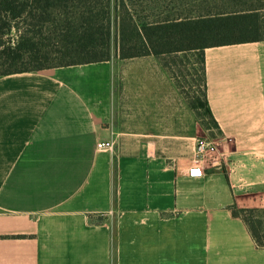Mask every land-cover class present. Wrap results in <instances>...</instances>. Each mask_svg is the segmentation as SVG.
Here are the masks:
<instances>
[{
  "label": "crops",
  "instance_id": "crops-1",
  "mask_svg": "<svg viewBox=\"0 0 264 264\" xmlns=\"http://www.w3.org/2000/svg\"><path fill=\"white\" fill-rule=\"evenodd\" d=\"M204 55L225 135L221 158L196 177L192 150L168 154L142 135L162 131L139 117L162 116L165 96L144 109L139 93L168 81L134 78L123 129L112 60L0 77V264H264L232 214L264 208V41ZM104 141L114 149L99 150Z\"/></svg>",
  "mask_w": 264,
  "mask_h": 264
},
{
  "label": "trees",
  "instance_id": "trees-1",
  "mask_svg": "<svg viewBox=\"0 0 264 264\" xmlns=\"http://www.w3.org/2000/svg\"><path fill=\"white\" fill-rule=\"evenodd\" d=\"M163 2L0 0V77L110 61L114 13L122 60L181 51L201 53V106L219 128L206 99L204 52L213 47L264 41L260 33L264 29V16L260 14L264 7L248 0H230L205 14L195 8L196 0H183L188 13L165 18L159 13L151 20L148 8L152 3L161 8ZM209 36H213V43H206ZM51 60L57 63L48 64ZM232 214L243 221L256 245L264 248V208L233 206Z\"/></svg>",
  "mask_w": 264,
  "mask_h": 264
},
{
  "label": "rangeland",
  "instance_id": "rangeland-1",
  "mask_svg": "<svg viewBox=\"0 0 264 264\" xmlns=\"http://www.w3.org/2000/svg\"><path fill=\"white\" fill-rule=\"evenodd\" d=\"M181 1L183 2V0H165L163 2L165 5H160L161 8H158L157 4L152 3L151 7L148 8L150 19H156L159 13L162 18L188 13V7H186V4L183 5ZM227 1L230 0H196L193 4L198 12L206 14L209 11L213 12L216 6L218 8L224 7L227 5L225 4ZM248 2H253L259 7H264V0H248ZM112 3L114 4V1ZM260 14L264 16V8L261 9ZM114 17V13H112L110 53L111 60L115 64L116 108L123 114L121 117L123 129L130 128L132 111L136 107L133 102L134 98L137 99V91H134V88L136 89V86L133 84L134 78L137 75H150L151 77H155L156 80L165 82V84L168 81L169 85H166L164 92L159 89L161 86L154 85V87H151L149 95H147L145 86H143L144 91L139 93L138 98L143 99L144 109H148V107L153 108L152 100L155 98L154 94H158L160 98L157 103L158 107L163 108L160 96H165L163 98L165 113L162 116L139 117L140 124L144 128L151 131L157 128L162 131L155 133L147 132L142 135H148L158 140L168 154L178 155L190 152L193 149L195 139L214 140L218 145V153L213 154L208 160V166L212 168L223 153L221 140L225 134L219 128H216L212 118L206 113L205 108L201 106V103L204 102V71L203 64L201 63V53L199 51H181L155 58L151 56L145 59V61H148L141 63V69H133L131 59L122 60L118 55L119 29ZM260 33L264 36V29ZM213 42V36H209L206 39V43L208 44ZM56 63L51 60L48 64ZM168 98L169 101L167 100Z\"/></svg>",
  "mask_w": 264,
  "mask_h": 264
},
{
  "label": "built area",
  "instance_id": "built-area-1",
  "mask_svg": "<svg viewBox=\"0 0 264 264\" xmlns=\"http://www.w3.org/2000/svg\"><path fill=\"white\" fill-rule=\"evenodd\" d=\"M97 148L102 151L113 150L114 143L112 141L99 142ZM192 152L191 166L187 171L190 177H196L202 169L208 166L209 158L218 153V145L214 140L195 139Z\"/></svg>",
  "mask_w": 264,
  "mask_h": 264
}]
</instances>
